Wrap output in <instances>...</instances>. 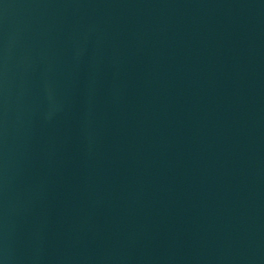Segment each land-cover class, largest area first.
<instances>
[{
    "label": "water",
    "instance_id": "95a60500",
    "mask_svg": "<svg viewBox=\"0 0 264 264\" xmlns=\"http://www.w3.org/2000/svg\"><path fill=\"white\" fill-rule=\"evenodd\" d=\"M0 264H264V0H0Z\"/></svg>",
    "mask_w": 264,
    "mask_h": 264
}]
</instances>
